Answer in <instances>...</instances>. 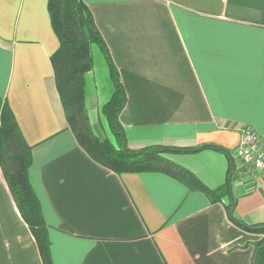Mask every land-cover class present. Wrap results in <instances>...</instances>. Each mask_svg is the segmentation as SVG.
Segmentation results:
<instances>
[{
    "label": "crops",
    "instance_id": "obj_1",
    "mask_svg": "<svg viewBox=\"0 0 264 264\" xmlns=\"http://www.w3.org/2000/svg\"><path fill=\"white\" fill-rule=\"evenodd\" d=\"M47 1L0 0V105L31 146L52 264H251L263 235L226 205L244 224L264 222V167L232 152L243 128L264 141V0H82L126 92L127 146L226 148L230 159L211 147L165 154L217 200L161 171L116 173L79 145L50 61L59 40ZM92 67L93 56L84 102L95 131L113 81L100 88ZM0 264H44L1 168Z\"/></svg>",
    "mask_w": 264,
    "mask_h": 264
},
{
    "label": "trees",
    "instance_id": "obj_2",
    "mask_svg": "<svg viewBox=\"0 0 264 264\" xmlns=\"http://www.w3.org/2000/svg\"><path fill=\"white\" fill-rule=\"evenodd\" d=\"M47 8L52 28L59 40L57 49L50 56L55 83L68 128L79 145L94 160L116 173L161 171L178 178L189 189L202 190L211 200H217V191L208 188L191 170L170 160L165 154L168 151H193L211 147L222 150L230 159L229 150L214 143L191 147L158 144L135 149L128 147L125 133L118 122V113L126 102V92L116 68L109 59L107 48L90 11L82 0H48ZM91 43H97L101 47L110 65L113 91L101 105L100 111L108 121L114 141L99 138L94 133L84 102V76L92 66ZM31 160V146L23 139L9 107L6 103L1 104L0 168L17 210L35 238L43 263L52 264L47 224L28 179ZM230 170L229 164L227 172ZM232 206V203L226 205L228 212ZM230 217L246 229L262 233L256 248L264 242V222L244 224L233 214ZM256 264H264V246L258 251Z\"/></svg>",
    "mask_w": 264,
    "mask_h": 264
},
{
    "label": "built area",
    "instance_id": "obj_3",
    "mask_svg": "<svg viewBox=\"0 0 264 264\" xmlns=\"http://www.w3.org/2000/svg\"><path fill=\"white\" fill-rule=\"evenodd\" d=\"M232 152L253 169L259 170L264 167V141L250 128L241 130Z\"/></svg>",
    "mask_w": 264,
    "mask_h": 264
},
{
    "label": "rangeland",
    "instance_id": "obj_4",
    "mask_svg": "<svg viewBox=\"0 0 264 264\" xmlns=\"http://www.w3.org/2000/svg\"><path fill=\"white\" fill-rule=\"evenodd\" d=\"M91 55L93 56V74L95 75L96 80L100 85V88H105V86L107 85H110V87H112V80L110 79L109 67L107 65L108 62L106 60V56L104 55L103 50L99 47L97 43H91ZM87 76H89V74H87ZM87 81L89 82V80ZM101 116H103L102 113ZM104 119L106 120L105 117ZM104 119L103 123L101 121L100 126L96 127L94 133L100 138H108L111 141H114V137L109 128L108 121H105Z\"/></svg>",
    "mask_w": 264,
    "mask_h": 264
},
{
    "label": "water",
    "instance_id": "obj_5",
    "mask_svg": "<svg viewBox=\"0 0 264 264\" xmlns=\"http://www.w3.org/2000/svg\"><path fill=\"white\" fill-rule=\"evenodd\" d=\"M232 205H233V203H232ZM232 207H233V206H232ZM229 214H230V215L232 214V208L230 209ZM263 246H264V242H262V243H261V244L255 249V251H254V253H253V256H252V262H251V264H256V257H257L258 251H259L260 248L263 247Z\"/></svg>",
    "mask_w": 264,
    "mask_h": 264
}]
</instances>
